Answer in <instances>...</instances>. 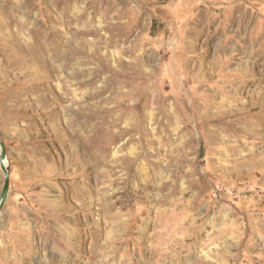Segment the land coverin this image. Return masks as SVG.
<instances>
[{"label":"rangeland","instance_id":"1","mask_svg":"<svg viewBox=\"0 0 264 264\" xmlns=\"http://www.w3.org/2000/svg\"><path fill=\"white\" fill-rule=\"evenodd\" d=\"M0 140V264H264V0H0Z\"/></svg>","mask_w":264,"mask_h":264},{"label":"water","instance_id":"2","mask_svg":"<svg viewBox=\"0 0 264 264\" xmlns=\"http://www.w3.org/2000/svg\"><path fill=\"white\" fill-rule=\"evenodd\" d=\"M0 145H1L0 163H1V166H2L4 173H5V176H6L4 187H3L2 193L0 195V209H1V207L3 206V204L7 198L9 188H10V168H9L8 164L5 165V160H7V155H6L5 144L2 140H0Z\"/></svg>","mask_w":264,"mask_h":264},{"label":"bare ground","instance_id":"3","mask_svg":"<svg viewBox=\"0 0 264 264\" xmlns=\"http://www.w3.org/2000/svg\"><path fill=\"white\" fill-rule=\"evenodd\" d=\"M8 164V161L7 160H5V165H7Z\"/></svg>","mask_w":264,"mask_h":264}]
</instances>
